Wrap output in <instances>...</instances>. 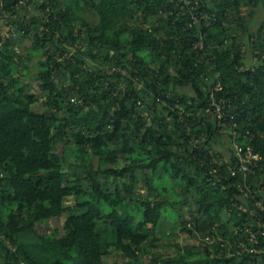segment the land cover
Returning a JSON list of instances; mask_svg holds the SVG:
<instances>
[{"label": "trees", "instance_id": "obj_1", "mask_svg": "<svg viewBox=\"0 0 264 264\" xmlns=\"http://www.w3.org/2000/svg\"><path fill=\"white\" fill-rule=\"evenodd\" d=\"M180 1L0 0V264H264V0ZM177 230L218 240L157 251Z\"/></svg>", "mask_w": 264, "mask_h": 264}, {"label": "rangeland", "instance_id": "obj_2", "mask_svg": "<svg viewBox=\"0 0 264 264\" xmlns=\"http://www.w3.org/2000/svg\"><path fill=\"white\" fill-rule=\"evenodd\" d=\"M25 13L27 15H34L36 17H40L41 16V12L33 5H27L25 7ZM263 14L259 15L257 14L256 17L252 20L251 22V29L255 30L258 26L259 23L261 21V19L263 18ZM1 30L3 32L4 35L7 34L8 32V27L2 23L1 25ZM11 32V34L14 36V38H18V33L12 32V30H9ZM20 42V46L18 45L16 48V51L19 52L20 54H22V58H24V61L28 66L31 67V69L28 72L27 75V80L30 83L31 86V93L35 94V95H40V89L38 87V83L36 82V80L34 79V68L37 63L39 62V60L45 58V56H42L41 51H35V52H31V40L29 39H22L19 40ZM29 54V56L31 57V59H29L28 61L25 59V57ZM22 67V66H21ZM41 97V95H40ZM224 132V131H223ZM227 133V132H226ZM229 133V132H228ZM219 140H216L212 143V149L214 150L213 153H220L223 157V159H229L230 157V144L233 145L235 144V141H232L231 143H229V138L226 135L222 136L221 138H218ZM59 148H61V146H59ZM258 158V157H257ZM253 171V170H252ZM251 171V172H252ZM233 174V173H232ZM168 195V194H167ZM256 206L260 209L263 210V205L261 202H258L256 204ZM239 209L241 210H245L244 207H240ZM184 215L186 216V210L184 211ZM66 215L62 216V217H58V218H51L49 220H47V225L49 226L50 230L52 229H57L59 234H64V229H63V222L65 219ZM174 221L172 219V217L167 216L163 222V227H164V232L166 233H170L173 230V226H174ZM43 225V224H42ZM159 236L161 235L160 231L157 233ZM251 239V236H250ZM218 239L215 238H209V237H200L197 234H193V235H189L187 233H183V232H179L178 230L173 234L170 235L168 238L166 239H162L161 241L157 242V251H160L162 254H173V244H180L182 245H191V246H201V245H205V244H212V243H216ZM252 241V239L250 240V242ZM254 242V241H253ZM249 244V243H248ZM247 245V244H246ZM241 247H244V243L241 245ZM116 258V255L113 256L112 254L109 255V260L110 261H114ZM146 255L143 256V259H146Z\"/></svg>", "mask_w": 264, "mask_h": 264}, {"label": "built area", "instance_id": "obj_3", "mask_svg": "<svg viewBox=\"0 0 264 264\" xmlns=\"http://www.w3.org/2000/svg\"><path fill=\"white\" fill-rule=\"evenodd\" d=\"M180 2L183 3L182 8H188L187 11H189L190 16H191V24H199L202 20H206L209 18L208 14L205 12H200L198 10V0H181ZM202 45L200 44V47ZM219 87V85H218ZM218 87H216V89H218ZM211 105L215 106V110L212 113L213 116H217V118H221L222 117V111H221V107L219 106V104H216L215 102H213ZM235 136L236 133H233ZM234 154L235 156L238 158L237 160V164H236V169H234V167H229V171L231 172V174L233 173V175L238 171V172H243L244 176L247 175L248 172H250L252 170V168H254V166H256L258 158L257 155L253 154L251 151L250 147H246L245 149L239 145L238 143L234 144ZM251 242H256L255 237L253 235H251ZM249 239V241L251 240Z\"/></svg>", "mask_w": 264, "mask_h": 264}]
</instances>
